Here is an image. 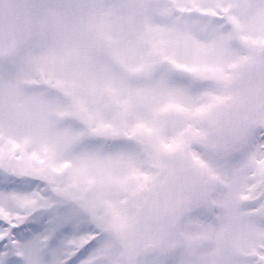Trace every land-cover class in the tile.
<instances>
[{
  "label": "rangeland",
  "instance_id": "374dc122",
  "mask_svg": "<svg viewBox=\"0 0 264 264\" xmlns=\"http://www.w3.org/2000/svg\"><path fill=\"white\" fill-rule=\"evenodd\" d=\"M263 41L264 0H0V175L82 190L110 264L264 262Z\"/></svg>",
  "mask_w": 264,
  "mask_h": 264
},
{
  "label": "snow or ice",
  "instance_id": "6c2138e0",
  "mask_svg": "<svg viewBox=\"0 0 264 264\" xmlns=\"http://www.w3.org/2000/svg\"><path fill=\"white\" fill-rule=\"evenodd\" d=\"M243 191L248 210L264 215V190ZM105 227L82 190L41 174L0 175V264H110L101 255ZM259 232L251 243L264 256V225Z\"/></svg>",
  "mask_w": 264,
  "mask_h": 264
},
{
  "label": "water",
  "instance_id": "95a60500",
  "mask_svg": "<svg viewBox=\"0 0 264 264\" xmlns=\"http://www.w3.org/2000/svg\"><path fill=\"white\" fill-rule=\"evenodd\" d=\"M264 49V46H263ZM156 252V249L152 246L147 247L146 251L144 252V256L146 258L152 257Z\"/></svg>",
  "mask_w": 264,
  "mask_h": 264
},
{
  "label": "flooded vegetation",
  "instance_id": "af4514ba",
  "mask_svg": "<svg viewBox=\"0 0 264 264\" xmlns=\"http://www.w3.org/2000/svg\"><path fill=\"white\" fill-rule=\"evenodd\" d=\"M262 97V96H261ZM263 99H264V97H263ZM261 106H264V103H261ZM254 116L256 117V116H259V118H262V116H260V115H256L255 113H254ZM260 120V119H259ZM259 120H256V122H255V124H256V126H258V127H262V125H261V123L259 122Z\"/></svg>",
  "mask_w": 264,
  "mask_h": 264
}]
</instances>
